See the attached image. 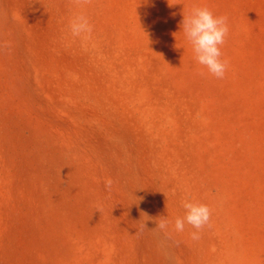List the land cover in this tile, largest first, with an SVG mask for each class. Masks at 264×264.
<instances>
[{"label":"rangeland","instance_id":"1","mask_svg":"<svg viewBox=\"0 0 264 264\" xmlns=\"http://www.w3.org/2000/svg\"><path fill=\"white\" fill-rule=\"evenodd\" d=\"M194 7L228 17L223 79ZM0 264H264V0H0Z\"/></svg>","mask_w":264,"mask_h":264},{"label":"clouds","instance_id":"2","mask_svg":"<svg viewBox=\"0 0 264 264\" xmlns=\"http://www.w3.org/2000/svg\"><path fill=\"white\" fill-rule=\"evenodd\" d=\"M77 2H88V0H77ZM180 29L191 45L194 59L204 66L208 72L217 79H223L227 70L228 62L221 60L220 47L225 43L229 33L228 17L215 16L207 7H194L187 14H183L180 22ZM73 36H80L83 33L91 34L92 26L83 15L75 16L69 24ZM113 181L111 178L105 180L106 190H111ZM185 215L177 217L174 223L176 231L184 230L185 223L191 225L197 231L191 233L193 240L200 239L199 230L209 222L210 210L204 204L185 202ZM167 218H161L155 228L164 230L168 226ZM145 227V225H144Z\"/></svg>","mask_w":264,"mask_h":264}]
</instances>
